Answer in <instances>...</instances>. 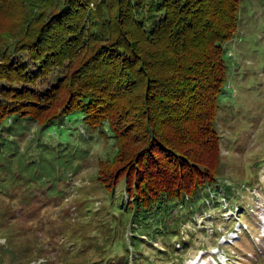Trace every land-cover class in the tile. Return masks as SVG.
<instances>
[{
    "label": "trees",
    "instance_id": "trees-1",
    "mask_svg": "<svg viewBox=\"0 0 264 264\" xmlns=\"http://www.w3.org/2000/svg\"><path fill=\"white\" fill-rule=\"evenodd\" d=\"M239 4L0 0L2 139L18 149L16 120L63 137L71 130L64 128L66 120L83 119L89 134L90 128L107 129L115 151L101 161L99 182L113 197L124 182L130 200L122 210L136 216L134 222L144 221L138 228L150 233L148 241L169 239L168 251L180 259L170 264H182L174 242L186 244L180 233L186 218L174 208L194 215L201 192L202 206L214 200L210 190L219 195L216 206L219 198L235 194L218 187L222 158L215 122L228 79L223 45L237 32ZM67 62L64 74L52 75ZM41 78L49 79L44 87L37 86ZM46 149L50 162L64 156ZM51 195L44 200H57ZM80 236L75 231L70 238L84 240ZM139 238L132 236L137 245L131 241L132 248L111 261L102 257L91 264H147ZM88 249L72 251L71 262L83 264L79 253Z\"/></svg>",
    "mask_w": 264,
    "mask_h": 264
},
{
    "label": "rangeland",
    "instance_id": "rangeland-1",
    "mask_svg": "<svg viewBox=\"0 0 264 264\" xmlns=\"http://www.w3.org/2000/svg\"><path fill=\"white\" fill-rule=\"evenodd\" d=\"M223 46L228 79L215 122L222 158L218 187L223 192L221 186H229L235 194L219 198L216 206L219 195L210 190L214 200L202 206L201 192L194 215L174 208L186 218L180 232L186 244L174 242L173 253L182 264H264V0H240L237 32ZM68 66L52 75L64 74ZM48 81L41 78L37 86ZM12 127L18 149L0 133V264H73L68 255L87 248L77 261H111L137 245L132 236L142 240L147 264L180 260L168 251L169 239L158 235L148 241L150 233L138 228L143 220L138 224L122 210L130 200L124 182L114 197L99 182L101 161L115 151L107 129L90 128L89 134L81 118L66 120L64 128L71 129L66 137L40 131L33 121L16 120ZM47 147L62 150V168L50 162ZM50 195L57 200H44ZM75 231L85 241L70 238Z\"/></svg>",
    "mask_w": 264,
    "mask_h": 264
}]
</instances>
